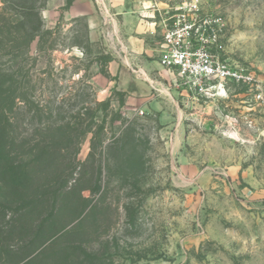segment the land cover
<instances>
[{
	"label": "rangeland",
	"instance_id": "374dc122",
	"mask_svg": "<svg viewBox=\"0 0 264 264\" xmlns=\"http://www.w3.org/2000/svg\"><path fill=\"white\" fill-rule=\"evenodd\" d=\"M132 1L124 12L152 24L190 0ZM198 1V21H212L222 47L211 51L263 83L264 0ZM122 3L0 0L10 23L1 34L13 35L1 41L0 66L15 82L14 162L44 148L47 160L0 190V264L35 255L36 264H264V94L174 88L153 43L127 50ZM38 19L42 38L30 40ZM60 186L59 233L35 239Z\"/></svg>",
	"mask_w": 264,
	"mask_h": 264
},
{
	"label": "built area",
	"instance_id": "2783aa9c",
	"mask_svg": "<svg viewBox=\"0 0 264 264\" xmlns=\"http://www.w3.org/2000/svg\"><path fill=\"white\" fill-rule=\"evenodd\" d=\"M199 1L190 0L181 6L165 11L160 27L157 61L161 68L177 76L176 89L200 96H222L230 85H245L262 98L264 82L259 83L250 72L232 65L211 51L217 43V32L210 19H197ZM106 22H112L106 13ZM113 24V22H112Z\"/></svg>",
	"mask_w": 264,
	"mask_h": 264
},
{
	"label": "trees",
	"instance_id": "16d2710c",
	"mask_svg": "<svg viewBox=\"0 0 264 264\" xmlns=\"http://www.w3.org/2000/svg\"><path fill=\"white\" fill-rule=\"evenodd\" d=\"M8 8H1L0 9V29H4L7 26L10 25L9 20L5 19L3 17V14L6 12ZM39 19H38V25L36 28H33L35 34L27 35L30 40H33L34 35L39 37L40 39L42 36L40 35L41 32V26L39 24ZM32 29V30H33ZM12 31H9L5 29V34H1L0 31V44L1 41L3 40V43H5L6 40L9 43L12 38ZM30 36V37H29ZM7 47V46H6ZM12 54L11 59H16V56L14 53H10L9 55ZM15 82L13 81V74L11 71V66L9 68H5L3 66H0V190L1 188H5L9 185L12 187H20V183H24L26 180V176H28L29 173H34L35 169H39L40 167H44L47 163L46 160V152L42 150V152L35 153H25L27 157L30 156V163H26L25 165H17L15 161V152L12 150L14 147V137L11 134V109L13 107V90ZM23 156V154H21ZM33 163V165H32ZM63 186H60V189H56L52 191V196H51V208H50V213L44 216L41 221H38L34 229L38 231L37 234H35V239H37L42 233H47L49 235L48 239L54 238L59 231H54L53 226L55 219L57 218V215L59 214V199L62 196V191L61 189ZM44 190L45 187L43 188H37L36 193L33 194V197L31 198V205L34 207L32 210L28 212L29 214H35V206L37 205V209L39 204H43V199H44ZM18 192V191H17ZM22 199L20 201L18 200L17 203H22ZM22 208V207H21ZM5 209V208H3ZM18 212V211H17ZM24 212V209H19V214H22ZM24 215V213L22 214ZM24 217V216H23ZM40 223V224H39ZM38 224V225H37ZM46 229V230H45ZM46 234V235H47ZM41 238V237H40ZM46 237V241L48 240ZM39 256L35 255L32 257L31 260L25 262L24 264H36L41 261H43Z\"/></svg>",
	"mask_w": 264,
	"mask_h": 264
},
{
	"label": "crops",
	"instance_id": "0c3cea01",
	"mask_svg": "<svg viewBox=\"0 0 264 264\" xmlns=\"http://www.w3.org/2000/svg\"><path fill=\"white\" fill-rule=\"evenodd\" d=\"M130 0H123V5H122V13H121V21H120V33L122 34L121 36L124 39L125 45L127 50H133V48H137L138 50H145V47H151L152 43L154 46H156L155 49H153V51H156V54L158 53V44L160 42V33H157L158 39L156 40V29H154V26L148 21V19H146L145 15H135L133 13V10L130 9V11L128 12H124L125 10V6L127 4V2H129ZM133 3V1L131 0L129 2V4ZM133 8L137 7L136 5L132 6ZM90 24L94 23V21L91 19V21L89 20ZM148 22V23H147ZM115 28V26H114ZM148 50L145 51V53ZM157 65L158 62H156ZM140 72L145 73L144 70H140ZM167 94H169L168 90ZM171 96V95H170Z\"/></svg>",
	"mask_w": 264,
	"mask_h": 264
},
{
	"label": "bare ground",
	"instance_id": "6f19581e",
	"mask_svg": "<svg viewBox=\"0 0 264 264\" xmlns=\"http://www.w3.org/2000/svg\"><path fill=\"white\" fill-rule=\"evenodd\" d=\"M169 97H171V96H169Z\"/></svg>",
	"mask_w": 264,
	"mask_h": 264
}]
</instances>
